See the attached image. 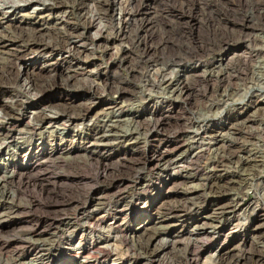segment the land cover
I'll return each mask as SVG.
<instances>
[{
    "label": "bare ground",
    "instance_id": "6f19581e",
    "mask_svg": "<svg viewBox=\"0 0 264 264\" xmlns=\"http://www.w3.org/2000/svg\"><path fill=\"white\" fill-rule=\"evenodd\" d=\"M121 4L122 0H0L3 14L31 8L40 17L42 11L53 16L59 9H69L75 12L80 23L75 25L68 21L60 27H50L45 21L43 26L12 24L7 25L11 34H0V52L4 54L0 58V94H6V98L0 99V152L13 144L12 158H22L21 161H8L5 164L8 174L0 178L3 184L0 199L6 202L2 209H8L6 217H1L0 231L6 227V222L14 227L11 234L0 238V264H53L58 261L71 264V259H63L66 252L74 261L91 260L98 264L113 253L105 243L102 244L112 234V239L122 247L115 255L121 262L127 260L126 264H200L199 259L211 249L205 243L208 240L215 243L219 238H209L205 226L212 223L210 226L214 227V221H222L227 213H234L238 201L247 195L251 180L264 174L261 170L264 168L263 154L243 159L236 155V151H242V146H246L245 142L251 144L262 140L264 133L258 129L259 116H251L247 111L239 118H229L225 128L232 135L230 140L229 134L222 132L224 128L209 127L207 123L221 113L228 101L241 100L245 90L264 80V61L260 62L264 48L255 53L248 47L241 48L238 60L221 58L207 64L205 70L193 68L191 78L186 75L189 70L180 79L170 73L173 62L153 68L148 75L150 81L162 86L166 94L153 103L148 115L126 118L128 130L124 131L120 125V117L128 116L123 114L124 104L104 105L100 114L96 112L102 102L103 89L91 79L92 70L86 71L90 66L96 70L100 67V64L92 65L94 52L107 54L112 51L113 42L121 43L123 39L131 47L140 44L147 47L141 38L135 41L130 36L125 37L131 11ZM249 5L251 10L264 9V0ZM241 18L246 24L245 14ZM231 40L220 33L198 50L194 48L195 52H184L181 57L199 59ZM261 40L255 36L252 42ZM85 45L91 48L83 49ZM126 48L118 49L125 51ZM146 49L149 51L150 48ZM34 55L39 58L57 56L61 64L68 65L48 66L54 76L42 81L39 74H33L35 68L22 63L24 58ZM82 72L87 75L83 80L79 79L82 83L76 86L77 76ZM20 82L22 84L17 86ZM199 85L202 87L196 90ZM53 89L57 96L51 103L40 99ZM72 92L81 94L84 101L74 105ZM66 99L71 102L60 105L61 112H48L57 107L56 102ZM188 108L191 112H187ZM92 114H95L99 128L90 126L85 136L80 134L66 147L61 145L67 143L61 135L52 137L50 134L51 143L56 144L47 148L43 134L37 153L31 151L30 144L14 140L19 135L31 139L46 127H77L78 122L83 125L84 121H90ZM105 128H108V134ZM206 135L214 141L213 145H202ZM124 143L129 147L121 150ZM113 146L118 150H108ZM234 164H239L243 176L220 174ZM181 172L182 177L178 179ZM93 178L100 186H96ZM196 178L203 182L201 194L184 187L186 180ZM156 183L172 184L173 188L166 201L164 198L151 207V191ZM206 189L212 195L211 204L207 203ZM234 193L240 199L234 198ZM38 197L46 198V203L41 205ZM138 203L150 211V227L142 232H138L140 227L135 228L130 233L127 228L137 218ZM33 208L42 209L45 215L24 219ZM249 208L255 211L248 206L246 212ZM228 209L233 210L227 212ZM203 211H210L211 223L194 218L191 224L186 220L180 232L170 223L165 227L158 226L162 220L172 221L178 216L189 217ZM107 221H110L106 224L107 237L97 236L89 242V234L105 227ZM263 227L264 223H261L253 230L250 223L247 224L243 241L247 244L251 239L248 248L243 245L236 249L238 254H231L229 248L235 240L233 236L227 245L209 250L202 264H264V231L260 230ZM76 239L79 240L76 252L68 251L70 247L64 251V245L68 246ZM181 243L184 249L179 250L177 245Z\"/></svg>",
    "mask_w": 264,
    "mask_h": 264
},
{
    "label": "rangeland",
    "instance_id": "374dc122",
    "mask_svg": "<svg viewBox=\"0 0 264 264\" xmlns=\"http://www.w3.org/2000/svg\"><path fill=\"white\" fill-rule=\"evenodd\" d=\"M254 1L262 0H122L123 4L121 5L131 11V14L127 17V26L125 28L126 31L124 30L125 37L130 36V38H133V40L135 41L141 38V40H143L144 43H146L147 47H149L150 49L149 51H146L147 47H144V45L142 44L138 46L133 45L131 47L128 42L123 39V42L121 43H118L117 41L113 42L110 47L112 51H108L107 54H102L97 50L94 52L92 65L97 66L100 64V67L98 68V70H96L93 66H90V68L86 71L92 70L90 76L91 79L98 83L103 89V94L101 96L102 102L97 107L96 112H99L100 114L101 111H103L104 107L108 104H124L123 114H128V116L124 115L120 117V119H122L120 120V125L124 131L128 130L127 128L129 127V125L126 118L130 117V115H133L135 117H139L143 114L148 115V113L151 111V106L153 105V103L159 100L161 96H164L166 94V91L165 89L163 90L162 86H159L156 83H151L148 75L149 72H152L153 68L155 69L163 67L164 65H168L173 62L170 73L180 79L186 74V71L189 70L186 75L190 76L191 78L193 73H190V70H192L193 68H197L201 71L205 70V66L207 64L213 61H219L221 60V58L238 60V55H240L241 48L248 47L249 51H252L253 53L257 52L258 49L264 48V9L256 11L251 10V5L249 4ZM30 9L31 8H25L23 11L10 10V12H7L5 14L0 12V34H11V30L7 28V25L12 24V26H23L31 23L35 26H43L45 22H48L50 23V27H60L62 23H66L68 21L70 24H80L79 22H77V15L75 14V12L69 11V9H59L54 13L53 16H48L47 13L42 11L41 13L43 14H41L40 17L33 12V9ZM244 14L247 18L246 24H243L241 22V19H243L241 17ZM253 26H256L258 29L261 28L259 30L263 31L261 32L257 28H253ZM220 33L221 36L227 37L230 40L232 39L231 42L216 49L215 51H213V53H204L199 59L188 60L181 57L184 52H195L196 50H198V48L207 44L212 37L214 38V36H220ZM255 36L259 37L260 40L262 39L261 41H257V44H253L252 42ZM122 46L127 47L125 51H119L118 48ZM90 48V46L85 45L83 49L89 50ZM235 55L237 58L235 57ZM2 56H4V54L0 52V58ZM262 60L264 61V56L262 57V59H260V62H263ZM59 61L60 60L57 56L48 57V55H46L39 58L38 56L34 55L32 57L24 58L22 63L27 67L29 66L28 68H35L33 70V74H39L38 76H40L41 80L45 81L52 79L54 76V71L51 73V71L47 69L48 66H51V68H55L61 65H63V67L68 65L61 64ZM70 63L73 65L75 64V62L72 61ZM46 65L47 67L44 69L43 67H45ZM18 70L19 67H17V72ZM86 75L87 72L80 73V75L77 76V80H83ZM22 79L23 78L21 77V80ZM80 80L77 82V84H75L76 86L81 85L82 82ZM21 84L22 83L20 82V84H18L17 86H20ZM17 86H15V90H18V88H16ZM201 87L202 86L199 85L196 86L195 89L200 90ZM66 92L68 93L69 90L67 89ZM55 93L56 92L53 89V91H48L43 97L41 96L40 99L46 103H51L54 96H57L55 95ZM71 94L72 99L74 98L73 96H75L73 100L74 105L80 104L84 101V99L81 97V94L73 92ZM2 97L6 98V94H3L2 96L0 94V99ZM241 97L242 99L238 101H228V104H225L221 108L220 114H218L214 119L210 118L207 121L208 126H215L219 129L224 128L222 132L225 131V133H227L226 135L228 136L229 133L225 128L228 124V119L232 117L239 118L248 111L251 116H259L258 118L261 119V122L258 129L264 133V80L250 86L249 89L244 91V94H242ZM70 102L71 101H67V99L61 102H56L55 105L57 107H55V109H48V112H61L62 109L60 105L69 104ZM258 108L261 109L258 110ZM255 109H257V111H255ZM187 112H191V108H188ZM94 115L95 114H92L90 121H84L83 125L81 124V122H78L76 124L77 127L74 125L68 128H64L62 126H54L49 128L46 127L41 129V131L35 133V135L31 137V139H26L28 137L19 135L17 137L15 136L14 140L18 143L25 142L27 144H30V148L32 149L31 151H33V153H37L39 151L38 147L43 141V139H41L43 134H45L46 136V139L44 140L46 142L45 145L48 144L47 148L54 147L56 144V142L51 143L53 139L50 137L51 135L52 137L61 135L67 140V143L62 142L61 145H64V147H66L68 145V142H70L71 140L75 139L74 141H76L80 134L81 137L85 136L88 133L87 128H89L90 126L95 125V128L98 127L99 124L95 122ZM104 131L106 132V134H108V128H105ZM231 136L232 135L229 134L228 140L231 139ZM245 143L246 146H242V151H236L237 157H241L239 159H243L245 156L253 158L261 154L264 155V136L259 143ZM213 144L214 141H210L208 135H206V138L202 140V145L204 146ZM10 146L11 147H5L3 151L0 152V178L5 174L6 176L8 174V169H5L7 167L5 164H7L8 161L10 162L11 160H22V158L20 159V157L12 158V154H14L15 150L13 148V144H11ZM128 147L129 145L127 143H124L123 145H121L120 149L122 150ZM108 150L116 151L118 150V147L113 146ZM223 170L220 172V174L223 176H233L239 178L244 175V173L240 170L239 164L231 165L229 168ZM261 170L262 172H264V168ZM182 174L183 173L181 172L177 176L178 179L182 177ZM262 175L257 176L259 180L256 177L255 178L257 180L255 178L251 180L249 189L247 190V195L241 201H238L239 206L235 209L234 213H227L224 220L222 219V221H214V224H216L214 225V227L210 226L212 224L210 222V218L208 217L211 214L210 211H203L200 214L189 217L178 216L172 221L162 220V223L158 226L165 227L168 225V223H170L175 226L177 232H180L181 225L186 220L190 221L191 224H193L194 218H197L199 222L205 221L206 223H211L209 226H205L207 235L209 236V238L211 236L219 238L215 243H211L212 240H208L205 245L209 246L211 248L209 250L213 251L212 248L214 247L227 245V243H229V239L233 238L234 236L235 240L233 241V244H231L229 252L236 255L238 254V248L243 247V245L244 247L248 248L251 244L250 238V241L247 242V244H245L243 241V231L244 228H247V224L249 225L250 223V226L254 230L259 227L261 223H264V174ZM124 177L127 178V176ZM186 181L187 182H185L184 184L185 188L193 189L200 194L202 193L203 182L201 179H188ZM93 182L96 184V186H100V184L94 178ZM2 185L3 184H1L0 181V193L2 191ZM170 188H173L172 184L161 185L159 183H156L151 191V207L158 204L160 200L163 201L164 198L166 201V199L171 195L172 192ZM29 190L31 191V189ZM208 191L209 190L206 189L208 199L207 203L209 204L210 202L212 203V195H210ZM236 193H234V198L240 199L239 196H236ZM36 199L41 205H44L46 203V198L38 197ZM4 204H6V202H3V200L0 199L1 221L3 220L1 219V217H6L8 213L7 208L5 209L4 207L2 209V205ZM248 206H252V208H255V211L252 212V210H250L249 208V210L246 212ZM145 208V205L141 203L137 204V210L135 212V214L138 213L137 215H135L137 218L133 222H131V226L127 228L130 233L135 230V228L138 229L140 227V230L138 232H142L141 230L150 227V211H146ZM230 210L233 209H228L227 212H230ZM43 212L44 211L40 208H33V210L29 212V216L25 215L24 219L27 220L32 216H43L45 215V213L43 214ZM109 223L110 221H107L104 224L105 227H100L98 232L94 231L93 233L89 234V242H91V240H95L97 236L105 239L108 235L106 224ZM5 226L6 227L2 228L0 231V238L7 237L14 230V227L10 222H6ZM260 230L264 231V227ZM112 236L113 234L111 235V238L109 240L104 241L102 244L105 243L104 245L108 246L109 249L113 251V253L112 255L108 256L103 262H98V264L128 263L127 260L121 262L120 260H118V256L115 255L117 252L122 250V247L121 245H118L119 243H117L115 239H112ZM183 238H185V236L181 239ZM97 240L98 242L103 241H99L100 239ZM78 241L79 240L76 239L70 245H64V251H66L65 248L70 247L69 249H67L68 251L71 250L76 252ZM183 245L184 244L182 243L178 244V249H184ZM209 250H207L199 259L200 264L205 261V257L208 255ZM168 256H171V253L167 255V257ZM69 257L70 256H68V252H66L63 259H71V264H80V262L83 263V261H74V258ZM85 263L95 264L91 260ZM53 264L64 263L58 261L54 262Z\"/></svg>",
    "mask_w": 264,
    "mask_h": 264
}]
</instances>
